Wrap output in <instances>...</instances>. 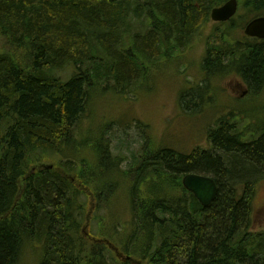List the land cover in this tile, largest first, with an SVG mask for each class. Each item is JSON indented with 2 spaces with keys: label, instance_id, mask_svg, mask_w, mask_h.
Instances as JSON below:
<instances>
[{
  "label": "trees",
  "instance_id": "trees-1",
  "mask_svg": "<svg viewBox=\"0 0 264 264\" xmlns=\"http://www.w3.org/2000/svg\"><path fill=\"white\" fill-rule=\"evenodd\" d=\"M226 1L0 0V264H22L30 244L39 247V264H264V230L252 227L255 183L264 176V104L257 105L264 97V39L222 31L208 45L204 72H238L257 100L247 114L255 126L242 127L244 116L231 123L229 115L240 111L234 109L209 132L212 151H143L127 173L132 231L119 220L106 236L104 217L97 232L92 223L86 229L89 194L106 189L93 188L94 178L123 163L103 141L99 169L90 167L85 185L56 168L29 167L31 153L79 143L76 123L93 89L127 90L162 50L188 45ZM245 4L253 18L264 16V0ZM199 88L189 93L201 106L207 83ZM76 164L65 159V171ZM85 169L82 163L75 175ZM190 172L217 181L211 206L184 187Z\"/></svg>",
  "mask_w": 264,
  "mask_h": 264
},
{
  "label": "rangeland",
  "instance_id": "rangeland-1",
  "mask_svg": "<svg viewBox=\"0 0 264 264\" xmlns=\"http://www.w3.org/2000/svg\"><path fill=\"white\" fill-rule=\"evenodd\" d=\"M246 1L238 0V11L229 21L214 22L211 17L205 20L188 45L171 51L162 50L144 66L139 77L128 84L127 90L121 92L112 85L93 89L87 110L76 123L75 137L79 143L70 147L71 150L57 152L41 149L31 153L32 158H36L29 164L30 168H56L77 185L87 183L85 178L90 174V167L92 171L99 169L98 141L108 146L112 156L123 159L122 164L118 163L115 168L112 164L110 169L106 168L94 178L96 183L93 182V188L105 186L106 189L100 195L89 194L87 232L91 223L94 232H97L98 220L102 217L103 224L107 226L106 236L114 233V224L119 220L126 224L124 232L132 231L133 209L126 194L132 180L127 173L139 166L140 161L137 160L143 151L147 154L164 148L190 153L198 147L212 151L214 143L209 139V132L219 125L221 116L234 109L240 110L237 112L240 115L231 113V123L237 116H244L246 120L243 119L242 127L250 129L255 126L254 119L248 118L247 114L253 112L251 105H256L257 100L250 90L246 96L240 97L244 87L238 82V72L232 70L207 75L203 67L208 45L217 34L222 35L223 31L228 33L229 38L247 39L243 28L256 13L249 11ZM69 71L70 68L66 70L64 79L69 77ZM206 83L207 89L203 92L205 100H200L203 103L200 106L196 101L192 102L193 96L189 91ZM263 104L264 97L257 105L260 107ZM65 159L77 161L75 171H65ZM82 163L86 167L85 172L76 176ZM115 181H118L115 187L110 188V182ZM255 186L252 227L260 231L264 230V176L256 181ZM38 248L27 245L22 264H39L41 252ZM115 250L119 252L117 247Z\"/></svg>",
  "mask_w": 264,
  "mask_h": 264
},
{
  "label": "water",
  "instance_id": "water-1",
  "mask_svg": "<svg viewBox=\"0 0 264 264\" xmlns=\"http://www.w3.org/2000/svg\"><path fill=\"white\" fill-rule=\"evenodd\" d=\"M238 11V0H227L224 4L211 10L210 17L214 22H226L232 19ZM246 36L264 39V16L251 19L244 27ZM50 168V166H37V168ZM184 187L192 192L204 207L213 204L219 194V186L212 176L190 172L183 176Z\"/></svg>",
  "mask_w": 264,
  "mask_h": 264
},
{
  "label": "flooded vegetation",
  "instance_id": "flooded-vegetation-1",
  "mask_svg": "<svg viewBox=\"0 0 264 264\" xmlns=\"http://www.w3.org/2000/svg\"><path fill=\"white\" fill-rule=\"evenodd\" d=\"M236 76L239 78L238 82L241 83V85L244 87V89L242 90V93H241L240 97L241 96H246L249 93V90L250 89H249L248 85L246 83H244L243 78L241 76H239V75H236Z\"/></svg>",
  "mask_w": 264,
  "mask_h": 264
},
{
  "label": "bare ground",
  "instance_id": "bare-ground-1",
  "mask_svg": "<svg viewBox=\"0 0 264 264\" xmlns=\"http://www.w3.org/2000/svg\"><path fill=\"white\" fill-rule=\"evenodd\" d=\"M250 38V37H249ZM109 77V76H108ZM195 92V91H194ZM239 125V124H238ZM195 151V150H194ZM117 158V157H116ZM238 189V188H237Z\"/></svg>",
  "mask_w": 264,
  "mask_h": 264
}]
</instances>
